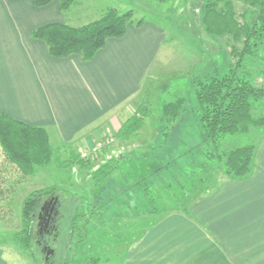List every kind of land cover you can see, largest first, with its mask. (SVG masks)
Instances as JSON below:
<instances>
[{"label": "crops", "instance_id": "0c3cea01", "mask_svg": "<svg viewBox=\"0 0 264 264\" xmlns=\"http://www.w3.org/2000/svg\"><path fill=\"white\" fill-rule=\"evenodd\" d=\"M76 5L82 18L72 21ZM109 6L104 0H76L62 12L58 0L43 5L0 0V111L45 127L51 144L66 143L81 155L101 145L106 134L122 137L133 97L160 67L166 27L155 18L132 16L142 19L128 22L123 35L108 37L89 60L77 53L50 55L31 30L52 21L79 25ZM176 57L180 69L182 60H190L187 53ZM181 128L188 135L198 130L195 123ZM257 152L249 178L222 177L190 199L188 211L152 218L129 241L121 264H264V141ZM7 161L0 148V164ZM2 259L0 253V264Z\"/></svg>", "mask_w": 264, "mask_h": 264}, {"label": "trees", "instance_id": "16d2710c", "mask_svg": "<svg viewBox=\"0 0 264 264\" xmlns=\"http://www.w3.org/2000/svg\"><path fill=\"white\" fill-rule=\"evenodd\" d=\"M32 1L35 5H43L51 0ZM58 1L59 9L66 12L76 0ZM245 3L249 7L247 13H237L230 0H204L202 4L200 21L204 31L213 36L229 35V53L236 60L229 62L227 70L222 74L215 70V73H208L203 79L194 80L193 100L177 94L161 101L160 116L166 123L161 131L166 140L182 131L181 126L187 124L188 115H196L192 125L195 123L198 130L194 136L201 135V140L195 148L201 143L207 144L201 154L204 162H198L200 168L197 171L187 167L192 166L191 163L185 167L179 165L180 158L189 152L188 148L187 151L182 149L178 155L170 157L147 175L135 180L132 184L139 187L147 204L146 212L141 214L174 209L188 211L190 199L186 201V196L194 189H208V174L214 169L234 180H245L252 175L257 149L264 135V115L258 112L259 106L264 105V86L255 85L240 68L244 61L251 64L257 60L264 64V0H247ZM132 13L130 9L119 11L109 6L97 18L79 25L57 21L44 23L33 28L31 36L43 40L49 54L54 57L77 53L83 60H89L108 37H119L124 34L128 22L141 21L142 18L132 19ZM246 15H249L250 20L245 19ZM140 122L139 117L131 115L121 125L120 136H130L139 128ZM189 131L185 134L181 132V136L183 133L190 137L187 134ZM176 139L180 140L181 137ZM0 148L8 160L0 164V201L5 200L9 183L22 181L33 174L37 166L46 165L53 159V148L45 127L28 124L4 111H0ZM72 154L74 161L82 164L83 158L78 153ZM119 158L120 155L116 159H109L107 164L111 162L115 167ZM60 162L66 165L69 160L65 163V159H61ZM102 166L93 172V178L100 174ZM157 173L160 175L159 183L152 186L151 180ZM180 181L190 185L185 191L177 192L176 184ZM179 187H182L181 183ZM58 190L63 189L49 185L29 192L21 202L22 228L7 233L3 239L35 257L38 249L36 237L40 235L34 229L35 212L43 198L50 194L57 195ZM85 195L81 193L79 196L67 232L68 239H73L74 245H67L63 250L57 247L55 260L53 257L49 262L47 259L38 264H113L110 258L98 251L88 255L79 252V243H82L83 235L89 232L87 227L90 219L98 217L100 208H103L93 201L92 195L90 201ZM156 200L162 202L156 203ZM4 207L7 208L6 205ZM116 235L122 236L118 233ZM71 250L73 253H70Z\"/></svg>", "mask_w": 264, "mask_h": 264}, {"label": "rangeland", "instance_id": "374dc122", "mask_svg": "<svg viewBox=\"0 0 264 264\" xmlns=\"http://www.w3.org/2000/svg\"><path fill=\"white\" fill-rule=\"evenodd\" d=\"M230 1L237 13L242 11L247 13L249 10L245 3L247 0ZM104 2L119 11L132 10L133 17L155 18L162 22L167 30L161 51L163 54L160 53L158 56L159 59L161 54L164 56L161 61L158 60L160 67L152 77L143 82L140 91L133 97L129 106V112L141 119L140 126L128 137L114 138V134H106L101 139L103 142L101 146H96L85 155H81L66 143L53 142L51 144L53 159L50 163L37 166L34 173L26 176L22 181L9 183L6 198L4 201H0V253L3 257L1 264H38L45 259H48L49 262L56 255L57 247H61L63 250L67 245L73 246L74 240L68 239L67 232L81 193L86 194L88 201L92 195L93 201L103 208H100L98 217L93 216L90 219L87 227L89 232L83 235L82 243H79V252L82 255H88L98 251L110 258L113 264H120L129 241L152 218L160 214L158 212L141 214L146 212L147 204L139 187L132 183L150 173L170 157L181 153L182 149L187 151L186 148H188L189 152L185 157L180 158L179 165L185 167L191 163L192 166L188 165L187 167L197 171L200 168L198 162H204L201 154L203 155L207 144L201 143L195 148L197 142L201 140V135L197 137L189 135L190 137H188L184 135L185 131H180L167 140L163 136L161 128L166 123L160 116V103L177 94L188 96L190 100H193L194 80L203 79L208 73H215V70L219 74L224 73L229 62L232 63L236 60V57L229 53L230 36L226 34L213 36L204 31L200 21V9L204 0H104ZM77 7V5L74 6L70 11L69 15L72 21L82 18L77 14ZM246 16L245 19L250 20L249 15ZM184 53L190 56V60L186 62L182 60L180 65L185 67L180 69L182 66L178 68L177 64H174L179 61L177 57L174 59L173 56L182 55L179 57L182 59ZM192 55L197 59L196 61ZM165 62L168 63L165 64ZM240 69L255 85L264 86V64H260L257 60L251 64L244 61ZM258 112L264 115V105L259 106ZM194 117V113L188 115L187 123H192L195 120ZM186 131L189 130L186 129ZM181 132L184 133H182L183 137ZM176 137H181V139L178 140ZM263 141L264 135L258 150ZM153 147L154 150H150ZM71 150L83 158L82 164L74 161ZM132 150L134 151L131 152ZM147 150L152 153L145 152ZM142 154L144 155L142 156ZM118 155L120 158L116 161L115 167L111 162L107 164L109 159H116ZM61 159H65V163L69 160V163L61 164ZM102 165H106V167ZM100 166H102L100 174L93 178V172ZM256 167L255 160L252 173L255 172ZM170 171L174 170L170 169ZM208 177L209 189L224 176L219 170L214 169L208 174ZM159 178V173L153 176L152 186L159 183ZM180 183L182 187H179ZM49 185H56L63 190H58L57 195L50 194L43 198L40 201V207L35 212L34 229L38 231L41 225H38L40 219L37 218V214L43 215L41 207L44 202L42 201H52L53 198H57L55 227L50 231L48 229V231H42L41 235L36 237L39 242L34 257L28 251L3 239V236L22 228L20 210L23 198L32 190ZM189 185L187 182L180 181L176 184L175 190L177 192L185 191ZM206 189L203 191L194 189L186 196V201L205 194L208 190ZM146 201L148 202V200ZM154 202L161 203L162 201ZM83 210L85 211L86 208L84 207ZM116 233L122 236H118ZM42 246L51 248V253L46 256V248L44 249ZM71 252L73 253V250ZM53 259L55 260V257Z\"/></svg>", "mask_w": 264, "mask_h": 264}, {"label": "flooded vegetation", "instance_id": "af4514ba", "mask_svg": "<svg viewBox=\"0 0 264 264\" xmlns=\"http://www.w3.org/2000/svg\"><path fill=\"white\" fill-rule=\"evenodd\" d=\"M54 200L52 201H42L44 202L43 204V215L42 214H37V218L40 219L38 222V225H41V227L38 228V233L41 235L42 231H50V229H54V222H55V215L57 212V200L53 198ZM55 201V202H54ZM56 203V204H55ZM41 205V204H40ZM39 205V207H40ZM49 214V215H48ZM48 216V217H47ZM46 226V228H45ZM48 229V230H47ZM39 242V240H38ZM45 249V246H42ZM46 260V259H45Z\"/></svg>", "mask_w": 264, "mask_h": 264}, {"label": "water", "instance_id": "95a60500", "mask_svg": "<svg viewBox=\"0 0 264 264\" xmlns=\"http://www.w3.org/2000/svg\"><path fill=\"white\" fill-rule=\"evenodd\" d=\"M57 198L55 197V200H56ZM55 202V201H54ZM41 209H43V206L41 207ZM49 215V214H48ZM48 217V216H47ZM46 248V247H45ZM51 251H52V249L51 248H49V247H47L46 248V256L49 254V253H51Z\"/></svg>", "mask_w": 264, "mask_h": 264}, {"label": "built area", "instance_id": "2783aa9c", "mask_svg": "<svg viewBox=\"0 0 264 264\" xmlns=\"http://www.w3.org/2000/svg\"><path fill=\"white\" fill-rule=\"evenodd\" d=\"M102 144V143H101ZM98 146H101L100 144Z\"/></svg>", "mask_w": 264, "mask_h": 264}]
</instances>
